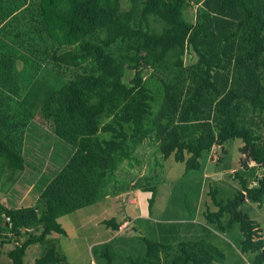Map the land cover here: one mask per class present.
Returning a JSON list of instances; mask_svg holds the SVG:
<instances>
[{
    "label": "trees",
    "instance_id": "trees-1",
    "mask_svg": "<svg viewBox=\"0 0 264 264\" xmlns=\"http://www.w3.org/2000/svg\"><path fill=\"white\" fill-rule=\"evenodd\" d=\"M27 4L10 33L4 19L10 11H0V158L7 174L25 168L23 138L35 110L73 151L46 177L35 205L0 203L15 233L6 253L11 263L25 264L26 249L47 241L32 264H66L48 237L65 235L58 218L94 204L154 134L160 155L186 170L199 169L212 147L220 144L224 153L226 141L241 142L232 173L239 187L232 198L213 196L216 210L208 204L204 216L222 229L238 223L240 252L264 264L259 222L240 205L244 199L242 206L264 210V0H30L21 12ZM191 4H198L193 21L185 16ZM187 49L197 57L192 65L184 64ZM45 76L55 87L41 97L37 86ZM145 191L150 209L156 187ZM103 223L120 226L114 218ZM165 238L144 239V254L129 255V264H211L206 240L172 245ZM109 243L99 245L95 264H112Z\"/></svg>",
    "mask_w": 264,
    "mask_h": 264
},
{
    "label": "rangeland",
    "instance_id": "rangeland-1",
    "mask_svg": "<svg viewBox=\"0 0 264 264\" xmlns=\"http://www.w3.org/2000/svg\"><path fill=\"white\" fill-rule=\"evenodd\" d=\"M30 0H0V11H10L4 18L6 29L10 33L17 22V17L22 16L28 9V4L22 12L20 11L26 2ZM35 1V0H34ZM198 4H191L185 11V16L193 21L197 13ZM20 11V12H19ZM16 18L14 19V17ZM19 17V19H20ZM13 19V20H11ZM11 42L10 37H1ZM196 55L187 49L183 55L185 65L196 62ZM152 70L145 73V78L151 76ZM43 73L40 69L35 77ZM45 76V79L48 80ZM132 73L127 71L124 80L131 79ZM41 80L38 88H41V97H44V89L49 85L50 89L55 87L53 81ZM152 80L149 82L151 84ZM54 83V84H52ZM38 90L36 91V95ZM33 119V118H32ZM34 120L42 128L39 136L30 132L26 141L25 159L33 175L29 181H22L20 187L31 186L36 192L42 180L54 172V167L66 160L72 147L55 138L49 140L45 133L52 130L44 124L39 110L34 112ZM43 134V135H42ZM54 135V134H53ZM241 142L231 139L224 144V153L221 146L216 145L202 154L200 157L201 167L199 169L186 170L183 162H177L173 157L164 159L158 152V141L154 134L146 137L136 148L131 158L124 161L114 176L108 180L102 190V196L92 205L85 206L73 212L64 214L58 218L59 223L65 229V235L51 233L59 252L65 256L66 264H90L97 261L96 250L101 251V244L109 243L112 253V264H129L128 257L144 254L146 245L144 239H159L166 236L168 244L176 245L184 240H206V249L212 254L211 264H252L251 253H241L239 241L241 232L238 223L231 227L219 228L210 221H206L204 213L205 206L210 205V210H216L212 204L213 196L218 200L232 198L235 194L238 181L232 177L237 167L239 150L237 145ZM57 154V155H56ZM3 160L0 158V164ZM263 173V169L259 170ZM37 177L34 179L33 177ZM41 175V179H38ZM9 181L7 177H1L0 168V194L7 188ZM151 185L156 187L154 200L150 209L148 198L151 193L145 191ZM42 188V187H40ZM11 195H19L20 191H10ZM9 197H14V196ZM40 195V193H39ZM38 195V197H39ZM37 197V198H38ZM16 198V197H14ZM36 197L32 202L23 204H36ZM241 209L259 222V228L264 237V210L254 204L242 206ZM35 203V204H34ZM11 207L17 202H10ZM150 210V211H149ZM116 219L120 224L127 222L126 226L113 230L106 227L104 220ZM228 216L224 215L222 221L226 225ZM160 222L162 224H160ZM169 223V224H168ZM31 234L40 231L31 230ZM116 236V238H114ZM48 238V239H49ZM114 238V239H112ZM4 241L0 245L1 264H12L7 252L14 247V234L0 236ZM108 241V242H107ZM46 242L30 245L25 252V264H32L35 258L40 256L47 245ZM105 249V248H104ZM101 260H103L101 258Z\"/></svg>",
    "mask_w": 264,
    "mask_h": 264
},
{
    "label": "crops",
    "instance_id": "crops-1",
    "mask_svg": "<svg viewBox=\"0 0 264 264\" xmlns=\"http://www.w3.org/2000/svg\"><path fill=\"white\" fill-rule=\"evenodd\" d=\"M33 81V79H32ZM42 128L40 125H37L35 123V120L34 118L29 122L28 126L26 127V130H25V134H24V138H23V144H22V148H23V155H26V141H27V138L30 134V132L34 131L35 132V135L34 136H39L40 133H42V130L40 129ZM47 134V138L51 141H53L55 138L53 136V133H46ZM60 142V141H59ZM60 145L65 147V145H63V143L60 142ZM221 146V145H219ZM221 149H222V146H221ZM224 149V148H223ZM57 155V154H56ZM69 156V154H68ZM66 158V160L62 161L60 164H57L55 165L54 167V172L52 173L53 175L62 167V165L68 160V157ZM26 161V159H25ZM30 166V164L28 165L27 163H25V168L21 171V172H16V173H13V174H7V170L4 168V163L2 162V164H0V168H1V177H7V181H9V184L7 186V188L9 186H11L12 189H10V191H14L15 193L20 191L19 195H16V194H13L11 195V193L9 192V190L6 188L5 191L0 194V203L4 206H6L7 208H21V207H28V206H31L32 204H23L24 202H26L28 200V195L30 193H33L34 197H38L39 193L41 192V190L45 187L46 183L48 182V180L50 179L49 177L48 178H44L43 179V182L40 187L42 188H38V190L36 192H34L31 188V186H28L27 188H22L20 187V183L22 181H26L28 182L29 181V177L33 175L31 169L28 167ZM38 174H36V176H34L33 178L35 179L37 177ZM38 179H41V175L39 176ZM14 196V197H9V196ZM16 201L17 202V205L11 207L9 205V203L11 202H14ZM250 205V204H248ZM247 205V206H248ZM251 206V205H250ZM150 211V210H149ZM160 224H162L160 222ZM169 224V223H168ZM260 234L261 236L263 237L262 235V231H260ZM116 238V236L114 237ZM112 238V239H114ZM108 242V241H107ZM90 264H95V261L91 262ZM246 264H248L246 262Z\"/></svg>",
    "mask_w": 264,
    "mask_h": 264
},
{
    "label": "built area",
    "instance_id": "built-area-1",
    "mask_svg": "<svg viewBox=\"0 0 264 264\" xmlns=\"http://www.w3.org/2000/svg\"><path fill=\"white\" fill-rule=\"evenodd\" d=\"M12 225L13 223H12L11 217L5 212H1L0 213V236H6V235H11V234H14L15 236V233L12 230ZM126 225H127V222L124 221L120 224L119 228L121 229L122 226H126ZM25 230L28 231L29 228H26Z\"/></svg>",
    "mask_w": 264,
    "mask_h": 264
}]
</instances>
